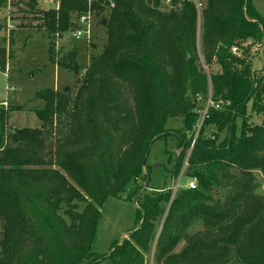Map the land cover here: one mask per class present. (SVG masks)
Here are the masks:
<instances>
[{
  "label": "trees",
  "instance_id": "1",
  "mask_svg": "<svg viewBox=\"0 0 264 264\" xmlns=\"http://www.w3.org/2000/svg\"><path fill=\"white\" fill-rule=\"evenodd\" d=\"M8 1L48 35L95 14L105 41L86 67L74 50L60 57L80 86L75 96L36 92L39 127L7 128L10 110L21 107L0 104V264H264V194L256 192L264 74L249 60L254 45L264 47V16L253 1L200 0L197 11L188 0L169 9L163 0H59L47 10L37 0H0V12ZM6 43L1 35V70ZM209 96L222 105L208 108L194 138ZM249 103L258 123L247 120ZM170 117L183 120L171 132L173 175L188 153L185 175L196 187L172 199L170 190L138 194L135 229L106 255L93 254L100 206L143 173ZM62 119L67 131L47 150L45 131Z\"/></svg>",
  "mask_w": 264,
  "mask_h": 264
},
{
  "label": "rangeland",
  "instance_id": "2",
  "mask_svg": "<svg viewBox=\"0 0 264 264\" xmlns=\"http://www.w3.org/2000/svg\"><path fill=\"white\" fill-rule=\"evenodd\" d=\"M58 1L37 0V7L43 10L55 8ZM252 1L264 16V0ZM99 21V16L90 15V33L83 38L74 39L72 32L68 31L63 35H48L44 29L40 28V22L35 21L31 15L18 11L14 6L8 4L5 6L0 12V24L4 26V30H0V36L7 37L8 58L6 60L7 71L1 70L0 72V102L6 101L7 108L21 107L10 110L7 128L39 127L40 123L35 111L42 108L44 103L36 97V92L42 89L50 88L57 91L65 89L71 96H75L80 82L72 71L60 65V57L74 50L77 64L86 67L91 56L102 51L104 45V29ZM258 46L254 45L250 49L249 60L253 70L264 74V47ZM50 49L54 53L53 60L50 59ZM200 97L203 98L202 95ZM247 110V120L258 123L259 118L253 113L250 103ZM66 125L67 120L62 119L54 129L45 131L47 150L53 148L58 137L64 136L67 131ZM182 127V118H168L166 128L170 134L152 143L146 156L143 173L135 177L131 185L120 195L107 197L100 206V216L91 244L93 254L106 255L113 243L121 241L127 233L135 229L137 205L134 199L138 197V194H141L139 197L141 201L144 193L154 195L163 190H169L178 180L179 187L184 188L189 177L180 175V173L176 177L173 175L179 151L177 150V138L171 134ZM209 132L208 129L204 130L205 135L210 134ZM187 156L183 161V166L185 162L187 166ZM147 172L148 183L145 186L144 175ZM256 176L261 185L256 192L264 194V177L259 173H256Z\"/></svg>",
  "mask_w": 264,
  "mask_h": 264
},
{
  "label": "built area",
  "instance_id": "3",
  "mask_svg": "<svg viewBox=\"0 0 264 264\" xmlns=\"http://www.w3.org/2000/svg\"><path fill=\"white\" fill-rule=\"evenodd\" d=\"M188 1H191L193 2V4L195 5L197 11L200 10L201 8V2L200 0H188ZM10 2L8 1V5ZM163 4L166 8H171L173 5L171 3V0H163ZM179 4L176 5V7L178 8ZM89 19H90V15L87 14V15H82L80 16L79 20H78V24H79V27H77L75 30L72 31L71 35L74 39H78V38H83L85 37L86 35H89L90 33V29H89ZM232 52L233 53H236V49L235 48H232ZM2 71H7V67L5 66V69L2 70ZM1 69H0V72H2ZM195 100L196 102H200L202 100V98L200 97L199 94H197L195 96ZM1 105L3 106H7V102L3 101V102H0ZM228 104V102H227ZM222 105V102H213L211 100V97L209 96L207 99H206V102L204 103V108L201 110V118L198 122L197 125V131H196V134H195V137L196 138V135L198 133V130L203 122V119L207 116V110L210 106H213L214 108H219V106ZM193 143H194V140L191 142V147L193 146ZM186 171V162L184 164V166L182 167L181 169V172H180V175H185V172ZM196 187V180L194 178H189L188 181L186 182L184 188L185 189H194ZM183 188L182 186L179 187V180L177 182H175L173 184V186L169 189L171 191V199L173 198L175 192L179 189Z\"/></svg>",
  "mask_w": 264,
  "mask_h": 264
},
{
  "label": "water",
  "instance_id": "4",
  "mask_svg": "<svg viewBox=\"0 0 264 264\" xmlns=\"http://www.w3.org/2000/svg\"><path fill=\"white\" fill-rule=\"evenodd\" d=\"M101 23L104 24V23H105V20L103 19V20L101 21ZM144 162H145V160L143 161V164H144ZM187 174H189V171H187ZM147 183H148V176L146 177V183H145V186L147 185ZM136 199H137V197L134 199V202L136 201ZM129 233H130V232H129ZM129 233H127L125 236H127Z\"/></svg>",
  "mask_w": 264,
  "mask_h": 264
},
{
  "label": "crops",
  "instance_id": "5",
  "mask_svg": "<svg viewBox=\"0 0 264 264\" xmlns=\"http://www.w3.org/2000/svg\"><path fill=\"white\" fill-rule=\"evenodd\" d=\"M6 102V101H5Z\"/></svg>",
  "mask_w": 264,
  "mask_h": 264
}]
</instances>
